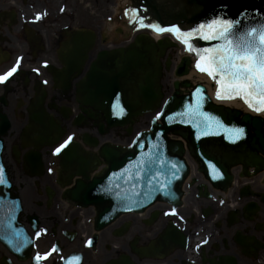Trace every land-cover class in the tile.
Returning <instances> with one entry per match:
<instances>
[{"label": "water", "instance_id": "1", "mask_svg": "<svg viewBox=\"0 0 264 264\" xmlns=\"http://www.w3.org/2000/svg\"><path fill=\"white\" fill-rule=\"evenodd\" d=\"M128 1L131 0H126ZM144 1L148 3V0ZM149 1L152 7L156 6L153 0ZM216 1L220 2L222 17L244 21V31L250 26L264 23V0ZM201 3L208 5L209 0H201ZM121 14L120 3V17ZM117 22L113 23L118 24ZM118 27L119 25H116L100 34L107 37ZM94 42L93 32L79 31L73 35L71 47L69 46L66 54L61 56L65 67L61 71H53L58 87L64 91L71 89L72 80L83 73ZM214 43L216 42L212 41V44ZM173 45L176 47L166 39L155 43L148 36L139 35L135 43L127 48L102 50L98 54L85 77L79 81L76 94L78 102L86 107L84 109L86 117L94 120L96 125L97 122H102L98 124L101 134L107 133L112 127L133 125L136 117L161 106L164 93L161 85L163 64L160 58L164 57L167 48ZM183 57L180 56L178 64ZM190 58H183L176 70L178 77L186 75V79L179 80L182 83L175 82V92L167 99L160 112L165 113L160 117L162 123L154 119L151 131L142 132L132 148L124 150L104 144L100 149V156L108 167L100 175L91 178L89 173L92 168L86 165L87 159L81 154L78 145H71L62 150L61 155L65 164H79V169L74 174L81 178L76 180L70 196L87 205L95 204L98 209L97 221L100 224L108 223L123 212L141 211L157 200L173 204L180 202L181 187L189 173V167L183 157L185 153L183 141L170 139L169 133L180 135L187 141L190 153L200 164V171L221 189H226L233 181L234 176L231 173L233 166L242 165L241 176H249L250 168L254 169V175L264 169V119L246 114L247 109L243 103L226 101V104L234 108L232 109L214 104L211 99L203 101V111L210 115L206 129L203 125L198 129L192 124L180 122L181 118L177 113L183 112L189 103L195 104L199 99L200 94L196 93V88H201L203 95L208 97L205 87L201 85L194 86L187 94L181 93V85L188 87L195 83H205L210 95L215 94V87L210 85L205 73L188 68ZM170 65L171 61L168 60L166 67L169 68ZM45 96L46 93L42 92L30 108L31 124L28 131L35 139H32L31 143L33 150L25 155L26 163L38 169L40 173L43 170V162L39 150L59 142L64 132L59 123L46 112ZM242 114L244 115L241 117ZM65 115L67 117V114ZM168 116H171L172 120H168ZM236 129L244 130L238 139ZM204 131L208 134L204 135ZM128 132H132V127ZM84 140L93 146L99 143L96 138L88 135ZM153 157L177 162L179 170L176 178L171 176L167 164L161 166L149 163ZM141 160L146 162L142 166ZM138 170L140 178L136 176ZM157 171L162 175L153 179ZM129 179L131 182L125 183ZM165 179L169 187L162 191L159 189V183ZM5 180L8 181L6 170ZM149 180L152 181L151 184ZM109 188L112 189L111 192L105 191ZM251 194L249 186L241 190V195ZM11 203L15 205L17 212L20 209L19 200H11ZM252 204L253 208L249 204L248 210L255 212L259 209L255 203Z\"/></svg>", "mask_w": 264, "mask_h": 264}, {"label": "flooded vegetation", "instance_id": "2", "mask_svg": "<svg viewBox=\"0 0 264 264\" xmlns=\"http://www.w3.org/2000/svg\"><path fill=\"white\" fill-rule=\"evenodd\" d=\"M72 1L0 0V75L17 67L0 82V122L2 116L11 122L8 156L27 180L21 187L14 182L23 229L3 233L0 264H264V210L233 218L226 203L193 191L178 209L158 204L143 215L126 214L100 228L92 208L67 197L56 164L48 163L45 174L34 178L17 160L15 146L23 141L15 130L28 122L27 106L36 91L53 86L48 68L67 38L61 27L70 23ZM167 230L172 239L186 234L188 243H162Z\"/></svg>", "mask_w": 264, "mask_h": 264}, {"label": "snow or ice", "instance_id": "3", "mask_svg": "<svg viewBox=\"0 0 264 264\" xmlns=\"http://www.w3.org/2000/svg\"><path fill=\"white\" fill-rule=\"evenodd\" d=\"M132 11L137 12L136 9ZM148 26L156 27L160 32L175 33L179 39H182L187 51L195 53V68L199 72L207 74L215 82L218 89L215 95L218 99L240 98L255 112L264 113V23L250 26L246 31L243 30V20L219 17L187 30L175 24L167 27L152 24ZM196 39L215 41L216 43L210 47L199 48L194 44ZM16 71L17 67H13L6 74L0 75V82L7 80ZM195 91L200 94L199 99L196 100L195 104L189 103L183 112L177 113V116L181 118V123L192 124L198 129L203 125V128L206 129L210 115L203 111L202 102L210 100L211 97H205L201 88H196ZM164 115L165 113L158 114L157 120ZM167 119L172 120V117L168 116ZM243 131V129L235 130L237 139L243 134ZM203 134L207 135L208 133L204 131ZM69 140H71V137ZM67 143L68 141L57 148L56 153H59ZM157 152H159L158 145ZM148 162L161 166L167 164L171 176L174 179L176 178L179 170L177 162L155 157ZM145 163L144 160L140 161L141 166ZM161 175L162 173L157 171L153 179ZM136 176L140 178L139 170ZM213 179H216V177H213ZM5 182V169L0 166V184ZM130 182V179L125 181V183ZM148 182L151 184L152 181L149 180ZM168 187L166 179L159 183V189L162 191ZM105 191L111 192L112 189H105ZM172 214H175V210H172ZM39 235L38 231L37 236ZM203 243H207V241H203ZM47 255L45 254V258H47ZM36 259H40L39 255Z\"/></svg>", "mask_w": 264, "mask_h": 264}, {"label": "rangeland", "instance_id": "4", "mask_svg": "<svg viewBox=\"0 0 264 264\" xmlns=\"http://www.w3.org/2000/svg\"><path fill=\"white\" fill-rule=\"evenodd\" d=\"M120 3V0H73L71 2V7L74 14L70 18V26L73 29H78L80 27L84 29H93L100 34L117 25L113 22H117L118 19H120ZM118 4L117 12H114L113 9ZM111 41L116 42L117 39H111ZM99 45L100 41L97 43L96 50L100 47ZM166 90L169 91L168 86ZM140 125L141 124H139L138 127ZM118 134L122 135L121 130ZM15 172L17 177L20 178V176H18L19 171L17 170Z\"/></svg>", "mask_w": 264, "mask_h": 264}, {"label": "bare ground", "instance_id": "5", "mask_svg": "<svg viewBox=\"0 0 264 264\" xmlns=\"http://www.w3.org/2000/svg\"><path fill=\"white\" fill-rule=\"evenodd\" d=\"M123 1V3L124 2H126V0H120V2H122ZM117 6L118 5H116L115 7H114V12H117ZM156 38H162V37H159V36H155ZM180 56H183V53L180 51V50H177L176 49V47H174V45L173 46H171L168 50H167V53H166V58H169L170 60H171V70H168V71H170V72H168L167 73V79H166V82H167V80L170 78V77H172V78H175V80H184V79H186V75H184V76H180V77H178V76H175L174 75V70H175V68L177 67V65H178V62H179V58H180ZM169 75V76H168ZM169 87V90L170 89H172V84L171 83H167V85H166V87ZM109 137V136H108ZM264 171V170H263ZM264 173V172H263ZM263 173H261V175L263 174ZM188 178H190V176L188 177ZM27 180L25 179V178H23L22 179V181L21 180H16L15 181V183H16V186L17 187H21V186H23L22 184L23 183H25ZM25 186H26V184H24ZM256 187H264L263 185H260V183H259V181H257V184H256ZM258 189V188H257ZM258 190H261L260 188L258 189Z\"/></svg>", "mask_w": 264, "mask_h": 264}]
</instances>
